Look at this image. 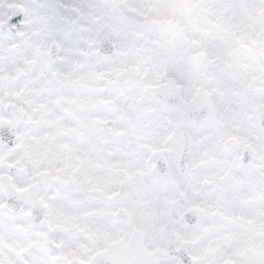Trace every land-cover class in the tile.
Instances as JSON below:
<instances>
[{"label":"snow or ice","instance_id":"snow-or-ice-1","mask_svg":"<svg viewBox=\"0 0 264 264\" xmlns=\"http://www.w3.org/2000/svg\"><path fill=\"white\" fill-rule=\"evenodd\" d=\"M0 264H264V0H0Z\"/></svg>","mask_w":264,"mask_h":264}]
</instances>
